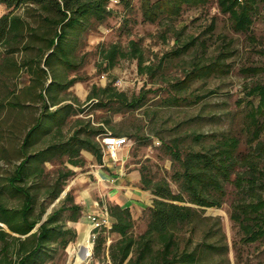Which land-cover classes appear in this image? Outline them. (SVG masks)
I'll list each match as a JSON object with an SVG mask.
<instances>
[{
  "label": "trees",
  "instance_id": "obj_1",
  "mask_svg": "<svg viewBox=\"0 0 264 264\" xmlns=\"http://www.w3.org/2000/svg\"><path fill=\"white\" fill-rule=\"evenodd\" d=\"M209 1L142 0L143 16L145 21L156 22L162 16H179L184 6L200 7ZM1 2L8 12L0 17V76L9 80L13 88L3 82L6 94L4 100H0V113L9 109L14 116L4 122L0 119V264H43L50 257L53 246L66 248L77 240L76 229L66 223L78 222L82 216V206L74 201L71 192L51 213H46L49 206H39L43 189L51 205L60 199L68 178L74 175V171L67 168L59 172L53 185H47L46 164L68 157L66 163L69 165L84 166L83 151L93 153L100 163L104 154L100 138L111 132L87 125V128L75 129L65 140H55L41 149L38 145L53 133L61 136L69 117L76 113L73 103L60 100V94L77 82L76 78L68 79L67 72L79 69L76 52L82 36L93 24L100 25L112 17L114 4L113 0ZM217 3L221 12L229 15L235 32L254 39V14L264 0H217ZM209 28L213 30L215 23ZM198 44L199 39L194 37L183 44L179 41L169 57L184 55ZM227 49L209 63L195 62L178 87L188 88L196 79L228 74L230 69L225 62L233 52ZM19 52L25 54L21 60L15 57ZM124 58L138 60L140 71L144 72V51L138 41L130 42L129 51L112 45L103 52L108 70ZM23 71L27 72L29 82L19 91L17 82ZM243 72L257 74L264 72V67H250ZM246 94L248 98H258L257 104L249 101L245 115L249 153L237 154L239 140L236 138H226L208 150L189 149L184 157L176 147L169 148L181 167L173 177L180 191L173 192L166 178L156 181L143 173L144 187L156 197L145 214L146 229L136 234L130 210L109 206L112 225L110 229L95 230V259L103 262L108 255L112 264H210V254L228 252V246L205 240L195 242L194 234L212 220L205 216V210L222 206L227 196L224 183L231 180L240 164L247 169L238 174L235 183L245 198L233 205L231 218L239 225L243 242L252 244L264 239V166L260 164L264 158L261 139L264 134V84L247 87ZM104 97L108 101L128 102L124 94L115 93L110 86L93 89L90 100L104 105ZM144 99L142 93L128 106L141 105ZM54 107L56 109L52 110ZM29 109L35 116L27 127L22 114ZM5 122L3 128L1 125ZM111 134L127 137L123 133ZM3 164L10 169H3ZM7 199L17 204L11 205ZM38 207L43 209L39 215ZM212 232L208 228L205 235ZM112 234L119 237L108 246ZM226 262L223 259V263Z\"/></svg>",
  "mask_w": 264,
  "mask_h": 264
},
{
  "label": "rangeland",
  "instance_id": "obj_2",
  "mask_svg": "<svg viewBox=\"0 0 264 264\" xmlns=\"http://www.w3.org/2000/svg\"><path fill=\"white\" fill-rule=\"evenodd\" d=\"M113 4V16L100 25L93 24L82 36L76 52L79 69L67 72L68 79L76 78L77 82L60 94V100L73 103L76 113L69 117L61 136L56 133L48 135L38 147L41 149L55 140H65L75 129H84L87 125L105 128L116 135L123 133L131 147L133 164L137 165L142 175L145 173L156 181L166 178L175 193L180 188L173 177L181 167L169 148L176 147L183 156L189 149L208 150L217 147L226 138H236L239 140L237 154L249 153L245 115L249 101L257 104L258 98H248L246 88L264 84V72L246 74L243 70L264 67V3H259L254 14V39L233 30L229 15L221 12L217 0H210L200 7L184 6L179 16H162L156 22L145 21L142 0H113ZM213 23L215 28L210 30ZM192 37L198 38L200 44L184 55L169 57L179 41L183 44ZM131 41H138L144 51V72L140 71L138 60L129 58L120 59L114 68L108 70L103 59L104 50L118 45L129 51ZM226 49L233 52L225 62L230 69L228 74L196 79L188 88L178 87L195 62L209 63ZM15 57L21 60L25 54L19 52ZM3 82L12 87L9 80L0 76V100H4L6 94ZM28 82V74L23 71L17 82L19 91ZM108 86L115 93L124 94L128 102L108 101L104 97V105H101L90 100L93 89L101 90ZM142 93L145 95L143 103L129 107L128 103ZM176 97L178 100H175ZM9 113V109L0 113L2 122L14 116ZM23 115L28 127L35 114L29 109ZM5 125L6 122L1 126L4 128ZM261 139L264 141V134ZM82 155L84 166L69 165L66 163L68 157L46 164L44 178L47 185L55 183L59 172L67 168L74 171L65 184L63 195L53 204L49 205L46 189L40 192L39 206H49L46 213H51L55 206L59 207L68 192L72 193L77 203V196L86 189L82 182L87 177L92 179L90 176L94 169L87 158L93 153L83 151ZM260 164L264 166V158ZM2 166L3 169H10L6 164ZM235 169L231 180L224 183L227 196L222 206L205 210V216L212 220L200 227L194 234V241L205 240L228 246V252L210 254V264H224L223 259L227 260L226 264H264V239L252 244L243 242L240 227L231 218L233 205L245 198L235 180L247 168L240 164ZM7 201L11 205L17 204L10 199ZM41 210L38 207V215ZM67 217L68 213L65 214ZM66 224L73 228V222ZM208 228L213 232L206 236ZM143 231L140 225L134 229L136 234ZM76 243L77 240L66 248L53 246L50 257L43 264H82L81 255L77 256L74 250Z\"/></svg>",
  "mask_w": 264,
  "mask_h": 264
},
{
  "label": "crops",
  "instance_id": "obj_3",
  "mask_svg": "<svg viewBox=\"0 0 264 264\" xmlns=\"http://www.w3.org/2000/svg\"><path fill=\"white\" fill-rule=\"evenodd\" d=\"M5 4L0 0V17L7 14ZM130 145L124 146L117 153L116 157L103 154L102 162L94 159L93 155L87 159L93 167L90 177L83 179V188L77 196V204L82 206V216L78 222H73V228L78 233L76 243V255H81L80 263L92 264L90 256L94 247L89 245L94 225L92 216L105 218L109 215L108 207L117 205L128 208L137 225L143 230L146 229L145 214L148 208L153 206L155 195L151 190L146 189L142 182V173L130 157ZM117 234H112L108 240V246L116 239ZM103 264H112L109 256L104 259Z\"/></svg>",
  "mask_w": 264,
  "mask_h": 264
},
{
  "label": "built area",
  "instance_id": "obj_4",
  "mask_svg": "<svg viewBox=\"0 0 264 264\" xmlns=\"http://www.w3.org/2000/svg\"><path fill=\"white\" fill-rule=\"evenodd\" d=\"M100 142L103 147L104 154H108L114 158L117 156V153L120 149L128 145V138L115 136L109 133L107 135L102 136L100 138ZM91 220L94 225V230L91 234L88 243L89 245L94 247L95 240L97 238V233L95 232V230L110 229L112 224H111L110 216L108 215L105 218H98L96 216H92ZM90 261H92V264H103L102 261L95 259L93 257V254L90 256Z\"/></svg>",
  "mask_w": 264,
  "mask_h": 264
}]
</instances>
